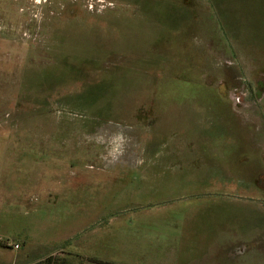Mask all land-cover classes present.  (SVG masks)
<instances>
[{
  "label": "rangeland",
  "instance_id": "1",
  "mask_svg": "<svg viewBox=\"0 0 264 264\" xmlns=\"http://www.w3.org/2000/svg\"><path fill=\"white\" fill-rule=\"evenodd\" d=\"M0 49V261L264 264V0H0Z\"/></svg>",
  "mask_w": 264,
  "mask_h": 264
},
{
  "label": "crops",
  "instance_id": "2",
  "mask_svg": "<svg viewBox=\"0 0 264 264\" xmlns=\"http://www.w3.org/2000/svg\"><path fill=\"white\" fill-rule=\"evenodd\" d=\"M7 246V245H6ZM59 259H62L63 261L61 262L62 264H70V262H68V261H65V259H63V258H59ZM59 259H55L54 260V262H53V264H60L58 261H59ZM1 263L0 264H7V262H5V261H3V260H1L0 261ZM17 263V262H16ZM15 263V264H16Z\"/></svg>",
  "mask_w": 264,
  "mask_h": 264
},
{
  "label": "flooded vegetation",
  "instance_id": "3",
  "mask_svg": "<svg viewBox=\"0 0 264 264\" xmlns=\"http://www.w3.org/2000/svg\"><path fill=\"white\" fill-rule=\"evenodd\" d=\"M1 50V49H0ZM12 51L10 49L7 50V54H11Z\"/></svg>",
  "mask_w": 264,
  "mask_h": 264
},
{
  "label": "trees",
  "instance_id": "4",
  "mask_svg": "<svg viewBox=\"0 0 264 264\" xmlns=\"http://www.w3.org/2000/svg\"><path fill=\"white\" fill-rule=\"evenodd\" d=\"M2 246H5V244H3ZM100 264H111V263H103V262H100Z\"/></svg>",
  "mask_w": 264,
  "mask_h": 264
},
{
  "label": "built area",
  "instance_id": "5",
  "mask_svg": "<svg viewBox=\"0 0 264 264\" xmlns=\"http://www.w3.org/2000/svg\"><path fill=\"white\" fill-rule=\"evenodd\" d=\"M14 248L16 249L17 248V245H14Z\"/></svg>",
  "mask_w": 264,
  "mask_h": 264
}]
</instances>
